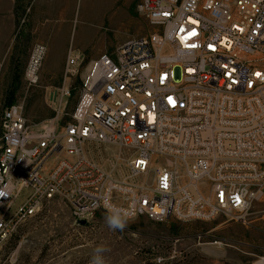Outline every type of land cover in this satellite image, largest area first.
Returning a JSON list of instances; mask_svg holds the SVG:
<instances>
[{
  "label": "built area",
  "instance_id": "built-area-1",
  "mask_svg": "<svg viewBox=\"0 0 264 264\" xmlns=\"http://www.w3.org/2000/svg\"><path fill=\"white\" fill-rule=\"evenodd\" d=\"M136 10L152 32L89 61L65 126L57 117L34 135L20 107L3 109L0 242L56 199L77 222L115 205L153 223H245L264 203V0H137ZM45 55L32 48L29 87ZM83 64L68 57L66 77ZM109 148L119 163L128 155L119 176L104 164Z\"/></svg>",
  "mask_w": 264,
  "mask_h": 264
},
{
  "label": "rangeland",
  "instance_id": "rangeland-1",
  "mask_svg": "<svg viewBox=\"0 0 264 264\" xmlns=\"http://www.w3.org/2000/svg\"><path fill=\"white\" fill-rule=\"evenodd\" d=\"M95 2L102 0H93ZM78 1V8L83 9ZM137 0H111L105 8L104 26L99 37L90 38L91 44L83 46L85 52L77 53L75 46L67 47L64 61L53 52L47 58V46H17L15 41L0 46V120L6 106H18L27 121L30 133L38 134L43 124L59 118V127L71 121L79 92L81 75L89 61L102 53H112L121 45L117 42L128 37L136 38L151 33V28L136 10ZM28 5L20 4L16 23L23 21ZM126 12V13H124ZM86 24L75 19L71 43L80 40L81 28ZM35 45H42L46 55L38 74V82L28 86L24 79L29 55ZM80 55L84 64L77 74L66 77L68 57ZM69 88L68 96L55 103L60 91ZM104 164L121 174L124 162H117L118 150L109 148ZM61 158V156H59ZM51 157L45 168L57 159ZM161 159L155 166L162 164ZM153 172L147 179L151 184ZM32 190L23 189L14 201L8 218L24 206ZM106 246L105 264H260L264 259V203L250 210L245 223H235L223 216L207 222L183 223L169 219L153 223L144 217L131 219L124 231H112L104 215L80 225L69 205L62 200L44 203L36 215L24 221L16 232L0 242V264H89L93 249Z\"/></svg>",
  "mask_w": 264,
  "mask_h": 264
},
{
  "label": "crops",
  "instance_id": "crops-1",
  "mask_svg": "<svg viewBox=\"0 0 264 264\" xmlns=\"http://www.w3.org/2000/svg\"><path fill=\"white\" fill-rule=\"evenodd\" d=\"M78 1L0 0V46H7L13 41L17 46L40 43L47 46V58L53 52L56 56H62V61L66 58L68 46L77 47L75 51L83 54V46L91 44L90 38L99 37L104 26L102 20L106 13L105 8L111 0H85L82 3L83 9L78 8ZM24 3L28 5L24 20L16 23L18 7ZM75 19L86 25L81 28L80 40L72 44L70 37ZM131 38L117 42L116 45Z\"/></svg>",
  "mask_w": 264,
  "mask_h": 264
},
{
  "label": "clouds",
  "instance_id": "clouds-1",
  "mask_svg": "<svg viewBox=\"0 0 264 264\" xmlns=\"http://www.w3.org/2000/svg\"><path fill=\"white\" fill-rule=\"evenodd\" d=\"M104 219L110 230L122 232L128 226L131 216L128 210L111 205L107 207ZM107 251L109 249L104 245L96 246L89 264H105L104 253Z\"/></svg>",
  "mask_w": 264,
  "mask_h": 264
},
{
  "label": "water",
  "instance_id": "water-1",
  "mask_svg": "<svg viewBox=\"0 0 264 264\" xmlns=\"http://www.w3.org/2000/svg\"><path fill=\"white\" fill-rule=\"evenodd\" d=\"M78 223H79L80 225H84V224H85L84 221H79Z\"/></svg>",
  "mask_w": 264,
  "mask_h": 264
},
{
  "label": "snow or ice",
  "instance_id": "snow-or-ice-1",
  "mask_svg": "<svg viewBox=\"0 0 264 264\" xmlns=\"http://www.w3.org/2000/svg\"><path fill=\"white\" fill-rule=\"evenodd\" d=\"M141 163H143V162H141ZM166 179V178H165Z\"/></svg>",
  "mask_w": 264,
  "mask_h": 264
}]
</instances>
